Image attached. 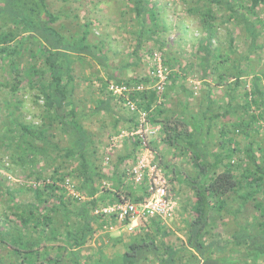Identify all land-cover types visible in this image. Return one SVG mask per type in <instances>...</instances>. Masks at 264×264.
Returning <instances> with one entry per match:
<instances>
[{
	"label": "trees",
	"instance_id": "1",
	"mask_svg": "<svg viewBox=\"0 0 264 264\" xmlns=\"http://www.w3.org/2000/svg\"><path fill=\"white\" fill-rule=\"evenodd\" d=\"M127 1L132 6L137 24L134 37L138 49L156 34L158 14L150 0ZM190 1L192 5L187 7V12L198 19L200 30L205 33V38L198 43L196 57L204 75L208 71L212 77L216 75L214 88H208L203 98L197 100L193 99L194 92L180 83L177 88L182 95L179 94L176 101L169 105L172 102L170 94L176 92L175 84L185 80V76L171 72L169 83L161 94L148 91L115 97L108 91L114 77L107 73L106 79H98L99 88L95 92L99 99L93 107V113H111L113 107L122 105L126 98L137 101L138 107L148 112L150 122L160 127L163 143L191 164L192 175L180 174L175 166L169 171L174 180L193 192V199L188 205L192 216L184 220L186 239L178 246L166 242L165 238L171 235V231L165 221L149 218L130 232L124 250L117 256L109 257L102 247L94 249L91 256L84 257L82 250L97 230L117 226L114 215L94 214L97 208L121 199L140 203L147 196L144 186L134 187L125 171L119 173L124 157L113 165L114 171L110 176L102 173L100 157L96 156L95 149H91L92 140L84 125V120L90 115H84L75 102L77 84L72 67L75 58H88L105 72L109 59L102 45L89 41L90 21L81 23L74 13V32L65 34L63 25L56 27L60 18L50 10L47 0H0V25L3 26L0 27V65L8 62V76H12L5 79L2 86L16 93L25 83V78L27 87L36 92L35 98L43 101L44 114L40 128L19 122L18 128L7 133V139L11 141L17 139L14 136L17 133L25 140L10 147L3 141L1 147L10 152L12 159L14 155L18 157L15 160L20 161L21 166L26 164L27 151H30L32 163L38 160L39 155L52 159L58 158L61 152V157L78 164L66 173H60L59 167H55L48 178H41V172L33 165L28 177L34 178L36 186L24 189H10L0 183V194L7 196L12 203L10 214L16 220L11 227L0 225V264H264V199H259L260 195L264 196V153L259 145L258 154L254 152L249 136L252 132L259 134L264 127L261 78L255 74L246 90L239 61L227 65L229 57L215 55L210 50V41L217 34L218 22L239 28L248 48L246 57L263 48L264 0ZM68 16L70 14L64 17ZM259 39L262 43L258 42ZM232 42L233 39L229 48L234 53ZM160 49L158 51L162 52ZM26 51L28 65L22 69L20 58ZM162 54L163 63L170 69L175 57ZM227 79L232 83L222 93L226 101H214L211 90L222 86ZM139 81L127 79L114 82L127 84ZM240 88L242 92L236 96ZM192 99L198 104L196 112L190 109ZM19 104H16L14 115L19 110ZM238 110L243 111L242 117H236ZM232 116H235L234 121L223 122ZM114 118L113 135L124 128L118 127L120 122L123 121L128 129L133 122L130 116L114 115ZM216 127L219 128V150L212 153L206 150L205 140ZM51 130L59 132L65 145L60 148L59 143H55L58 152L54 156L49 152L53 138ZM235 133L249 139L243 149L234 139ZM131 140L134 142L133 150H137L138 141ZM37 143L39 148L35 147ZM152 146L157 149L155 143ZM234 155L241 157L235 164ZM69 175L77 181L76 190L83 199L69 195L63 187ZM124 178L128 182L125 183ZM23 192L30 194V199L25 203L14 201L16 194ZM237 199L240 203L234 209V216L244 217L243 211L253 201L252 207L256 211L252 215L254 220L237 223L236 229L228 232L229 240H215L213 230L217 228V218L222 211H228L229 201ZM3 218L8 216L3 215ZM128 223L129 219H126L118 228ZM117 242L122 243L121 240ZM233 250L237 258L230 254Z\"/></svg>",
	"mask_w": 264,
	"mask_h": 264
},
{
	"label": "rangeland",
	"instance_id": "2",
	"mask_svg": "<svg viewBox=\"0 0 264 264\" xmlns=\"http://www.w3.org/2000/svg\"><path fill=\"white\" fill-rule=\"evenodd\" d=\"M150 1L157 10L159 26L157 27L156 34L150 39L145 40L142 46L137 49L134 37L135 31H137V24L133 17L132 6L127 0H47L50 10L59 15L60 18L55 24L56 27L60 24L63 25L64 28L62 31L65 34L74 32L73 30L76 24L72 17L74 13L78 16L77 20L81 23L90 21L91 34L89 35V41L94 44L97 43L102 45L109 59L106 64L108 69L106 72L105 69H100L95 62L88 58H86V60L75 58L72 64L73 75L77 84L75 102L78 108L83 111L84 115H90L84 120V125L86 126L88 134L92 140L91 149L97 151L96 156L100 157L102 173L107 176L112 174L114 171L113 165L115 163L118 164L119 158L123 157L124 160L122 161V164H120L121 167L118 171L119 173L126 172L127 167L133 162L137 150H133L134 142L129 139L123 141L113 152L110 153V155L106 153L109 140L114 134V115L119 117H128L129 115L122 105H117L116 108L113 107L111 113H93V107L97 105V100L99 99L97 98L99 95L95 92L99 88V78L102 77L103 79H106L107 73H110L114 77L113 82L116 80L127 79L141 80V78L148 75V64L146 62L148 54L154 50H159L161 47L160 50L163 53H168L170 56L175 57V60L171 63L170 67V69L172 68V73L176 72L180 74L181 77H186L185 80L181 79L175 84L176 92L170 94L172 102L169 105H172V103L176 101L179 94L182 95L177 88V85L180 83H183L185 87L191 89V91L194 92L193 99L196 98L197 100L201 97L203 98L205 91L210 87L214 88L216 83V75L212 77L209 75V71L204 75L202 72L203 69H201L198 63V57H196L198 43L201 39L205 38V33L200 30L198 19L187 12V7L192 5L191 1ZM150 3L149 6H151ZM66 14H70V16H68L69 18L64 17ZM217 24V34L210 41V50L215 55L229 57L228 61L230 63H227V65H230L237 60L239 61V69L243 72V86L245 85L246 90L251 85L252 77L255 74L260 75L259 77L261 80L259 81V85L261 86V89L264 90V47L255 50L254 53L246 57L248 48L243 41V35L240 33L239 28L230 24H219V22ZM0 27L3 26L0 25ZM232 39L234 53H232L229 48L230 40ZM258 42L262 43V39H259ZM21 55L22 58H20V65L22 69H25L28 65L27 51L22 52ZM8 69V62H4L0 65V183H2L3 187L10 189H16L18 187L24 189L35 183L32 176L28 177L33 165L37 171L41 172V178H48L55 167H59L60 173H66L67 171H70V168L74 169L77 167L78 164L74 161L67 160V158L61 157V152H59L58 155L60 156L58 158L52 159L39 155L38 160L32 163L30 151H27L25 153L27 156V160H25L26 164L21 166V162L15 160L18 157L14 155L13 160L12 157H10V152L1 147L3 141H6L10 147L21 142V140H25V138H23L24 136L19 133L14 135L17 136V139L14 141L7 139L8 131L18 128L17 124L19 122L30 127L40 128L44 115L43 101L35 98L36 92L27 87V81L25 78L23 79L25 83L22 84V87L16 93H11L9 88H4L2 86L6 82L5 79L9 77ZM182 71L184 73H181ZM233 73L234 70L231 74ZM231 83V80L227 79V82H224L222 86L212 89L211 98L214 101L220 99L221 101H226V97H223L222 93L228 89ZM241 92L242 89L240 88L236 91L235 95L239 96ZM193 99L191 101L192 105L190 109L191 112H196L198 104ZM18 102L20 103L19 110L14 115L13 112H15V107H17L16 104ZM235 102H237V100ZM239 103L241 102L239 101ZM242 116L243 111L238 110L236 117ZM234 118L235 116H232L231 118L227 117L223 122L231 123L234 121ZM121 126L126 128L123 121L119 123L118 127ZM218 129V127L213 129V133L210 134L208 140H205V144L207 145L206 150L212 153H216L219 150ZM50 134L49 135L53 138H51L52 142L49 147V152L51 151V155L54 156L58 152L55 148V143H59L60 148L65 145L61 140L58 131L51 130ZM249 136L250 140L252 139L253 142L254 152L258 154L257 145H259L263 148L264 153V127L261 128L259 134H254L252 132ZM234 139L242 149L249 141L248 138L239 133H235ZM35 147L39 148L40 145L37 143ZM47 148L48 146L46 149ZM156 152L158 162L160 163L162 170L165 171L163 172L168 179L170 193L176 203L173 218L165 221V225L168 227L169 231H171V235L165 238V241L172 243L174 246H178L186 239V235L183 232L184 220H187L192 216L188 205L193 199V192L189 191L185 185L174 180L169 171L172 169V166H175L180 174L192 175L193 170L191 164L186 159L184 160L174 154L172 149H169L162 140H160ZM105 157L109 158L108 162L105 161ZM239 159H241L240 156L234 155L233 163H237ZM66 179L72 183L75 189L74 191L79 193L78 190H76L77 181L73 176L69 175ZM124 181L125 183L128 182L125 178ZM1 191L3 190L1 189ZM83 198L84 197H82V199ZM262 198L264 199V196L260 195L259 199L261 200ZM29 199L30 194L23 192L17 193L14 201L25 203ZM239 203L238 199L229 201L227 207L228 211H222L221 216L217 218V228L213 230L215 240H229L230 235L228 232L235 230L236 225H238L237 223L241 224L246 221L250 223L254 220L252 215L256 211H254L252 207L254 203L253 201H250L246 206V210L243 211L244 217L242 215L234 216V209L238 207ZM10 212H12V203L9 202L7 196L0 194V225L5 224L8 227H11L12 223L14 221L16 222L15 217L11 216ZM3 215H7L8 218L4 219ZM113 228L114 229L97 230L82 250L84 257L91 256L94 249L102 247L104 253L109 257L120 254V252L124 250L128 241V236L131 233L126 227L121 229L118 227ZM117 240H121L122 243H115ZM230 254L233 257L237 256V253H235L234 250Z\"/></svg>",
	"mask_w": 264,
	"mask_h": 264
},
{
	"label": "built area",
	"instance_id": "3",
	"mask_svg": "<svg viewBox=\"0 0 264 264\" xmlns=\"http://www.w3.org/2000/svg\"><path fill=\"white\" fill-rule=\"evenodd\" d=\"M162 52L154 50L146 58L148 64V75L146 80L135 83L116 84L111 82L108 91L115 97H122L135 92L155 91L161 94L169 83L171 69L164 63ZM122 106L128 115L133 118L130 128H122L113 135L107 145L106 153L110 155L126 139L138 141V148L133 162L126 169L127 178L136 187L145 188L147 194L145 200L140 203L130 202L121 199L117 203L97 208L94 214L104 216H115L116 225L119 227L126 219L129 223L125 226L129 232L138 228L139 224L149 218L167 221L173 218L175 212V201L170 193L169 182L158 162V156L152 143L158 146L160 142V127L153 125L148 112L137 105V101L125 99ZM109 158L105 157L108 162ZM36 186V183H33ZM63 187L69 195L82 199L79 193L75 192L72 183L66 179ZM104 229H114L112 226Z\"/></svg>",
	"mask_w": 264,
	"mask_h": 264
}]
</instances>
